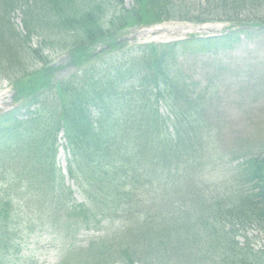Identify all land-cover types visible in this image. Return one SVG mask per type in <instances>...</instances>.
<instances>
[{"label": "trees", "instance_id": "trees-1", "mask_svg": "<svg viewBox=\"0 0 264 264\" xmlns=\"http://www.w3.org/2000/svg\"><path fill=\"white\" fill-rule=\"evenodd\" d=\"M16 1L24 6L28 36L55 27L54 36L61 29L74 31L64 50L75 72L54 81L52 66L31 70L29 60L41 58L21 50L27 41L23 45L16 27L6 29L0 15V74L12 80L15 99L25 100V112L43 106V112L27 113L26 119L16 109L0 115V247H10L11 233L17 229L7 227L13 214L10 181L27 173L21 184L30 178L33 184L26 183L23 195L30 190L32 197L39 195L65 229L88 227L96 216L118 214L120 226L101 245L107 242L109 253L127 257L128 263L137 245L142 250L134 257L157 259L158 264H264V247L255 250L246 235L248 229H264V149L232 157L234 165L222 176V188L216 179H207L219 165L214 162L215 130L204 119L215 86L210 74L195 77L184 67L191 55L207 54L212 60L250 29L262 30L264 0H199L201 11L220 12L214 19L179 16L192 8L185 4L175 9L178 0H133L129 9L112 15L107 29L99 23L105 14L100 11L110 0H88L86 9L76 0ZM54 17L58 23L49 25ZM172 18L223 20L237 29L217 38L139 45L103 60L104 53L123 47L116 41L120 31ZM12 36L17 37L13 44ZM102 45L105 48L97 51ZM51 95L52 110L44 112L43 100L49 102ZM12 127L25 131L16 134ZM61 128L71 151L69 176L85 198L75 207L66 206L70 192L54 167V157L35 154L36 149L47 153L49 134ZM167 187L179 189L178 198L166 199ZM239 236L244 237L242 243Z\"/></svg>", "mask_w": 264, "mask_h": 264}, {"label": "rangeland", "instance_id": "rangeland-1", "mask_svg": "<svg viewBox=\"0 0 264 264\" xmlns=\"http://www.w3.org/2000/svg\"><path fill=\"white\" fill-rule=\"evenodd\" d=\"M117 1L119 0H112L108 7L106 4V8L101 9L100 12L102 13L104 10L105 14L100 22L109 21L110 17L120 10V7L128 8L132 2V0H120L122 5H119ZM185 4L190 5L192 9L177 13L179 16L209 17V19L220 16V12L217 10L214 12L201 11L203 4L199 0H178L175 2V9L181 8ZM16 18L19 25L17 27L20 30L23 29L21 35L22 42H24L27 31L22 26L21 16ZM47 23L48 21L45 24ZM155 28L164 34L152 36L145 28L136 27L122 33L124 37L129 36L126 40L127 44L131 45L146 42V40H164L169 38L168 36L178 37L186 33L184 30H189V28L196 31L195 25L178 21L162 22L152 27V29ZM208 28L212 29L213 27L208 26ZM43 31H41L42 34ZM16 39L17 37L12 36L9 40L13 44ZM70 39V33H60V31L56 36L46 33L42 38L48 45V49L45 51L47 60L54 65L64 66L55 74L58 79L73 72V68L66 65L67 55L59 51V48L64 49V45L68 44ZM36 41V37L31 38V44H36ZM208 57L207 54L205 56L202 54L191 55L187 58L184 67L191 71L195 77L210 74L209 79L215 86V89L211 91L214 96H210L204 119H207V122L215 130L213 137L214 162L219 164L217 168L211 170L209 180L218 179L221 181L222 176L234 165L232 157L243 158L264 149V29L249 31L240 38L233 48L218 52L212 60H208ZM11 95L10 85L6 81L0 80V110L6 111L12 108ZM63 161L64 155H60L59 162ZM24 190L21 189V191ZM77 197L79 196L77 195ZM71 202L77 203L74 200ZM31 228L35 230V225H24L23 236L20 237L24 251L22 253L18 251L16 254L12 252L10 255L12 258L7 257L12 263L107 264L101 255L95 254H92V258L86 261L82 260L83 253L86 251L87 237L92 236L91 232L88 233L84 230L79 233L74 242L72 239V244L76 243L74 252L71 250L70 253H65L71 248L68 241L65 245H58V238L50 231L45 229L39 238L40 234L33 233ZM261 236L263 239L259 241L258 246L264 244V234ZM36 239L41 240L36 241ZM4 255L1 253L0 259H3Z\"/></svg>", "mask_w": 264, "mask_h": 264}]
</instances>
